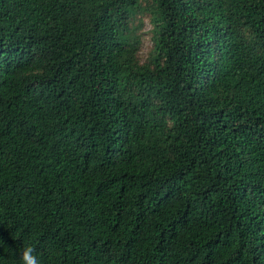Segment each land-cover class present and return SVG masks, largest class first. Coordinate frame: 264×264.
I'll use <instances>...</instances> for the list:
<instances>
[{
  "label": "trees",
  "instance_id": "1",
  "mask_svg": "<svg viewBox=\"0 0 264 264\" xmlns=\"http://www.w3.org/2000/svg\"><path fill=\"white\" fill-rule=\"evenodd\" d=\"M144 1L0 0V264H264V0Z\"/></svg>",
  "mask_w": 264,
  "mask_h": 264
},
{
  "label": "rangeland",
  "instance_id": "2",
  "mask_svg": "<svg viewBox=\"0 0 264 264\" xmlns=\"http://www.w3.org/2000/svg\"><path fill=\"white\" fill-rule=\"evenodd\" d=\"M142 6L145 5V1L142 0ZM133 27H137L136 35L139 38V50L137 52V60L139 64L143 65L148 63L151 52L153 50L152 42V24L148 15L137 16V19L132 24Z\"/></svg>",
  "mask_w": 264,
  "mask_h": 264
},
{
  "label": "clouds",
  "instance_id": "3",
  "mask_svg": "<svg viewBox=\"0 0 264 264\" xmlns=\"http://www.w3.org/2000/svg\"><path fill=\"white\" fill-rule=\"evenodd\" d=\"M34 253L35 249L31 245L21 248L19 253L21 264H39V260Z\"/></svg>",
  "mask_w": 264,
  "mask_h": 264
}]
</instances>
